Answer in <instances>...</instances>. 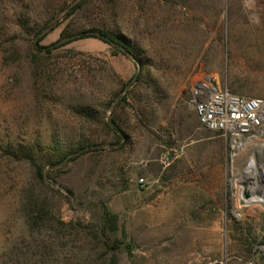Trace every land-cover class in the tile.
I'll return each instance as SVG.
<instances>
[{"label":"rangeland","instance_id":"rangeland-1","mask_svg":"<svg viewBox=\"0 0 264 264\" xmlns=\"http://www.w3.org/2000/svg\"><path fill=\"white\" fill-rule=\"evenodd\" d=\"M78 2L0 0V145L39 141L68 158L80 139L88 147L47 164L43 180L0 150V264H13L18 247L36 264H264V200L249 202L239 177L253 159L250 189L261 197L264 121L221 135L190 105L195 83L212 75L264 98V0ZM46 24L44 45L67 26L105 28L138 44L144 64L95 37L41 52L36 64L33 28ZM27 192L71 227L32 231ZM105 208L118 215L117 251L94 237Z\"/></svg>","mask_w":264,"mask_h":264},{"label":"trees","instance_id":"trees-1","mask_svg":"<svg viewBox=\"0 0 264 264\" xmlns=\"http://www.w3.org/2000/svg\"><path fill=\"white\" fill-rule=\"evenodd\" d=\"M85 0H79L77 7L80 8ZM25 22V20H24ZM27 25V23H25ZM54 26H48L46 24L41 29H35L34 40L32 42V47L35 50L33 55L34 62H39V55L41 52L51 53L55 48L64 46L71 41L79 38L95 37L102 41L108 43L112 47H115L119 51L132 56L137 63L144 64L141 60L142 48L133 43L130 39L123 35L116 34L111 30L105 28H95L90 30H81L77 33L69 29L67 26L60 38L49 45H44L41 43L44 35L53 29ZM28 30H32L27 28ZM33 31V32H34ZM116 50V51H118ZM75 113L77 116L86 121H100L97 118L96 111L91 107H78ZM87 146L83 139L77 144L76 149L71 157L68 158L69 153L59 147H53V149L43 150V146L39 141H10L6 145H0V150L5 156L12 160L25 161L29 163L36 174V177L43 180L46 172V165L50 167H55L58 164H68L69 162L77 160L81 155L87 152ZM26 198V215L27 224L32 231H38L42 228H54L59 231H64L65 228L71 227L70 223H64L52 216L48 210H46V204L41 201L40 198H34L29 192L25 195ZM118 215L110 212L108 209L103 210L101 227L98 234H94L97 239V244L101 245L105 252L117 251L121 248L123 242L120 239H112L110 232H116L119 229ZM22 249L18 247L15 251V256L18 258L13 262V264H36L30 262L28 258H23L24 254L21 256L18 252ZM9 252L6 251L3 257L9 258ZM21 256V257H20ZM7 258H4L7 261ZM46 260L42 258L38 264H46ZM108 264H116V257H112V260Z\"/></svg>","mask_w":264,"mask_h":264},{"label":"built area","instance_id":"built-area-1","mask_svg":"<svg viewBox=\"0 0 264 264\" xmlns=\"http://www.w3.org/2000/svg\"><path fill=\"white\" fill-rule=\"evenodd\" d=\"M190 105L202 126L221 135L245 134L264 121V98L233 92L216 75L195 83Z\"/></svg>","mask_w":264,"mask_h":264},{"label":"water","instance_id":"water-1","mask_svg":"<svg viewBox=\"0 0 264 264\" xmlns=\"http://www.w3.org/2000/svg\"><path fill=\"white\" fill-rule=\"evenodd\" d=\"M254 167V160L251 159L247 166L244 168L242 172H240L239 177H243L246 179L244 182V190L242 194L244 197L249 201V202H254V201H260L263 202L264 200V193L262 192H257L258 194L261 195L260 198H258L256 195H254V192L251 191L250 185H252V181L249 180L250 178L248 177V174L250 173L251 169Z\"/></svg>","mask_w":264,"mask_h":264}]
</instances>
